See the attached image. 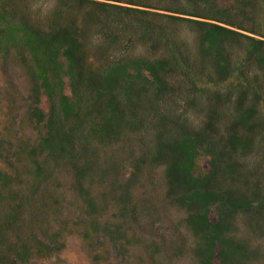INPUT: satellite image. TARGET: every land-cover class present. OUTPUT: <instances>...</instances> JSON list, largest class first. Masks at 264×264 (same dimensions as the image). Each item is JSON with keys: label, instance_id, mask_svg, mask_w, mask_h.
I'll use <instances>...</instances> for the list:
<instances>
[{"label": "trees", "instance_id": "16d2710c", "mask_svg": "<svg viewBox=\"0 0 264 264\" xmlns=\"http://www.w3.org/2000/svg\"><path fill=\"white\" fill-rule=\"evenodd\" d=\"M231 1L57 0L50 13L37 18L32 14L40 9L28 8L26 0H0V57L17 56L26 63L28 114L44 130L36 145L20 151L22 162L30 163L42 180L49 162L69 164L76 192L91 216L98 212L94 197L100 190L103 197H112L117 223L109 229L92 218L90 224H100L95 232L107 231L101 237L111 240L114 257L122 255L133 230L117 225L138 218L133 178L162 165L164 196L188 213L195 264H216V257L220 264H253L247 243L230 236V229L239 214L255 228L264 208L262 174L254 184L252 174L237 163L240 156L256 155L264 167V0ZM95 9L109 23L98 31L86 30ZM113 22L124 26L115 30ZM183 22L197 31L193 56L183 50L184 39L175 38L174 26ZM94 36L105 44L100 48L94 42L89 53L85 43ZM137 40L149 43L153 57H115L132 50ZM91 58L105 60L91 66ZM65 78L72 97L64 93ZM42 95L46 112L39 107ZM1 141L0 159L7 162ZM100 148L113 155L100 157L103 170L96 169ZM201 157L208 158L207 172L199 167ZM126 166L132 175L124 181ZM12 182L0 170V199ZM212 206L218 213L215 222L209 219ZM143 207L147 214L156 209L153 204ZM18 220L17 212H8L6 230H18ZM46 221L36 214L24 226L41 233ZM76 222L82 223L80 217ZM5 234L0 227V264H13L10 251L21 262L29 261L33 250L43 257L51 251L36 235L20 247ZM47 235L55 241L57 233ZM179 239L185 242L184 236ZM98 243L103 244L100 238ZM156 245L148 246L153 253Z\"/></svg>", "mask_w": 264, "mask_h": 264}, {"label": "rangeland", "instance_id": "374dc122", "mask_svg": "<svg viewBox=\"0 0 264 264\" xmlns=\"http://www.w3.org/2000/svg\"><path fill=\"white\" fill-rule=\"evenodd\" d=\"M26 1L29 3L28 8L33 7L32 10L35 8L40 9L32 15L43 18L45 12L50 13L57 0ZM155 1L142 0L145 4ZM218 2L221 5L233 4L231 0H218ZM159 11L164 12L163 10ZM78 14L81 15L82 12ZM95 14L93 20L87 23L86 30L98 31V28L104 27L103 23H109L104 17L100 16V10L95 9ZM112 25L116 26L115 30L119 26H124L120 22H113ZM174 28L175 38L179 42H183V39L185 41L183 43L185 49L183 50L192 56L195 55V50H197V31L195 28L186 25L185 22L177 23ZM95 40L94 36L91 39L88 38L87 43H85L89 53H92L91 51L95 48L94 42L100 48L105 44V41L101 39ZM151 51L148 42L137 40L132 50L118 51L115 53V57H153ZM241 57L240 54L236 55V58L241 59ZM112 59L110 58L107 61H113ZM194 59L195 57H192V60ZM91 60V66H99L104 63L105 59L94 60L91 58ZM243 66L244 68L247 67L245 61H243ZM247 69H251V66ZM27 77V66L22 58L9 55L4 61L0 57V138H4V142L1 141V144L6 146L4 152L8 155H3V157H8L7 162H4L3 158L0 159V170L10 174L13 178L11 187L5 189L4 195L6 194V197L0 199V227L6 232L5 236L9 241L12 243L19 242L22 244L20 247H25L23 245L25 240H28L31 235H36L44 243L50 245L51 251L46 257H43V255L33 250L29 261H23L24 263L15 261V253L10 251L8 253L14 260L13 264H195L192 248L195 244L194 237L186 229L188 213L185 208L169 203L164 196L165 189L162 179L164 166L155 165L151 167L153 171L146 175L138 173L139 176L137 177L135 174L132 183L135 185L132 193L134 201L138 203L136 210L138 218L135 221L123 223L121 226L117 225L116 228L126 229L127 232L129 228H133V230L128 235L130 242L126 243L122 255L114 257L111 240L107 235L101 237L103 231L106 233L107 231L103 229H99L97 232L94 231L100 224L111 229L117 223V210L112 197L110 195L103 197L100 190L98 195L94 197L99 205L98 212L96 211L97 213L91 216L76 192L74 172L69 164L49 162V170L42 180V177L35 176L36 174L30 163L22 162L23 157L20 151H26L30 146L36 145L44 133L42 126L36 124L30 118L31 115L28 114L31 97ZM68 84L69 81L65 78L64 93L72 97ZM39 107L45 112L48 110L44 95L41 96ZM196 120H199V117ZM77 145L79 146L80 143ZM133 149L138 151L135 147ZM107 150L106 148H100L96 169L103 170L101 156H113ZM237 163L244 166L245 170L250 172L248 174H252L254 184H256L255 179H258L259 173H261L262 178L259 181V186L264 188V167L256 155L251 158L240 156ZM199 164L200 169L204 172L211 168L207 157H201ZM126 171L124 181L132 175L129 172V166H126ZM255 171L256 175H254ZM93 189L99 190L100 186H93ZM143 204H153L156 209L147 214L148 209L144 208ZM8 212H17L19 215L18 230H6L5 223L10 222H5ZM260 212L261 222L260 224L257 223L255 228H252L245 221V216L239 214L235 219L233 228L230 229V236H235L237 241L247 243V248L251 253L249 260L253 264H264V208H261ZM36 214L47 219L46 222H43L45 230L41 233L38 230L39 228L24 226V223ZM217 214L216 209L212 206L209 211V219L213 222L217 221ZM77 217H80L82 223L76 222ZM92 218H97L96 222L100 223L93 226L94 230L90 224ZM156 218L159 219V222L153 223ZM139 223L142 226L139 227ZM149 224H155L154 228L150 229L151 225ZM161 229L165 231L157 232ZM85 231L88 234H85ZM53 232L57 233L55 241L50 240L47 235V233L51 234ZM89 232L92 233L93 237L89 236ZM179 236L185 237L183 244H181ZM99 238L103 243L101 246L98 243ZM162 241L163 243H161ZM168 242L169 244L166 246ZM152 243L157 244L155 253L148 247ZM13 247L18 248L14 245ZM184 247H186L185 250ZM216 264H220L217 257Z\"/></svg>", "mask_w": 264, "mask_h": 264}, {"label": "bare ground", "instance_id": "6f19581e", "mask_svg": "<svg viewBox=\"0 0 264 264\" xmlns=\"http://www.w3.org/2000/svg\"><path fill=\"white\" fill-rule=\"evenodd\" d=\"M69 124H70V123H69ZM69 124H68V125H69Z\"/></svg>", "mask_w": 264, "mask_h": 264}]
</instances>
